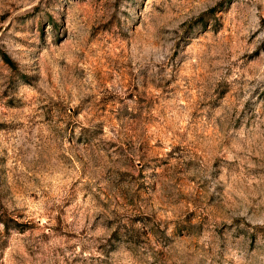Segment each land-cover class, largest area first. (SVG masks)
<instances>
[{
  "label": "rangeland",
  "instance_id": "rangeland-1",
  "mask_svg": "<svg viewBox=\"0 0 264 264\" xmlns=\"http://www.w3.org/2000/svg\"><path fill=\"white\" fill-rule=\"evenodd\" d=\"M0 264H264V0H0Z\"/></svg>",
  "mask_w": 264,
  "mask_h": 264
},
{
  "label": "trees",
  "instance_id": "trees-1",
  "mask_svg": "<svg viewBox=\"0 0 264 264\" xmlns=\"http://www.w3.org/2000/svg\"><path fill=\"white\" fill-rule=\"evenodd\" d=\"M4 57H5V60H7V62H9V63H12V60H11V58H9L8 56H6V55H4Z\"/></svg>",
  "mask_w": 264,
  "mask_h": 264
}]
</instances>
